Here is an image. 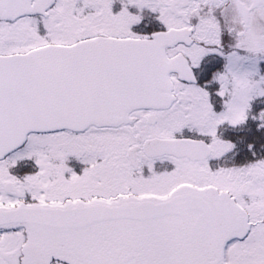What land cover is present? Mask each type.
<instances>
[{"label":"snow or ice","instance_id":"6c2138e0","mask_svg":"<svg viewBox=\"0 0 264 264\" xmlns=\"http://www.w3.org/2000/svg\"><path fill=\"white\" fill-rule=\"evenodd\" d=\"M0 264H264V0H0Z\"/></svg>","mask_w":264,"mask_h":264}]
</instances>
